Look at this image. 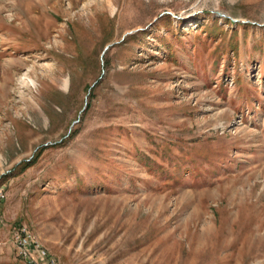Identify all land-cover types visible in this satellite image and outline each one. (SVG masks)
Instances as JSON below:
<instances>
[{
    "label": "rangeland",
    "instance_id": "1",
    "mask_svg": "<svg viewBox=\"0 0 264 264\" xmlns=\"http://www.w3.org/2000/svg\"><path fill=\"white\" fill-rule=\"evenodd\" d=\"M1 191L58 264H264V0H0Z\"/></svg>",
    "mask_w": 264,
    "mask_h": 264
},
{
    "label": "built area",
    "instance_id": "2",
    "mask_svg": "<svg viewBox=\"0 0 264 264\" xmlns=\"http://www.w3.org/2000/svg\"><path fill=\"white\" fill-rule=\"evenodd\" d=\"M5 194L1 191L0 198H4ZM11 243H21V250L29 254V258L34 260L36 264H58L57 259L51 253H45L42 246L30 237V231L25 224L15 227L10 239ZM2 243H0V246Z\"/></svg>",
    "mask_w": 264,
    "mask_h": 264
},
{
    "label": "bare ground",
    "instance_id": "3",
    "mask_svg": "<svg viewBox=\"0 0 264 264\" xmlns=\"http://www.w3.org/2000/svg\"><path fill=\"white\" fill-rule=\"evenodd\" d=\"M16 245H17V248H18L17 250H18L19 255H22L25 258L29 257L28 253L20 251L21 250V243H16ZM43 252H45V251H43Z\"/></svg>",
    "mask_w": 264,
    "mask_h": 264
},
{
    "label": "crops",
    "instance_id": "4",
    "mask_svg": "<svg viewBox=\"0 0 264 264\" xmlns=\"http://www.w3.org/2000/svg\"><path fill=\"white\" fill-rule=\"evenodd\" d=\"M4 242H1L2 243V247H4L5 245H7L9 242H10V245L15 249L16 251V248H15V245L14 243L12 244L11 241L9 240V238L6 237V240H3ZM9 248V247H8ZM17 254V253H16Z\"/></svg>",
    "mask_w": 264,
    "mask_h": 264
},
{
    "label": "water",
    "instance_id": "5",
    "mask_svg": "<svg viewBox=\"0 0 264 264\" xmlns=\"http://www.w3.org/2000/svg\"><path fill=\"white\" fill-rule=\"evenodd\" d=\"M110 46L107 47V49L109 48Z\"/></svg>",
    "mask_w": 264,
    "mask_h": 264
}]
</instances>
